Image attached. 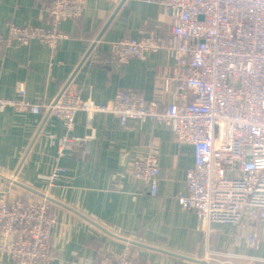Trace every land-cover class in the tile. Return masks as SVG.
<instances>
[{
	"label": "crops",
	"instance_id": "0c3cea01",
	"mask_svg": "<svg viewBox=\"0 0 264 264\" xmlns=\"http://www.w3.org/2000/svg\"><path fill=\"white\" fill-rule=\"evenodd\" d=\"M49 21L38 0H0V31L10 23ZM171 24L157 2L86 0L82 15L62 20L68 38L56 50L32 40L1 52L0 99L20 100V84L23 100L33 103L55 102L64 91L105 103L126 89L156 99L164 111L176 87L168 53L147 52L142 59L117 63L109 44L148 32L164 34ZM89 120L85 112L76 114L73 132L94 137L70 152L62 161L66 172L50 185L45 177L65 133L63 123L45 112L0 111V189L10 199L49 196L55 217L51 264H96L101 251H121L128 238L141 247L136 264H264V221L247 217L236 224L215 223L208 246L219 253L203 258L199 218L179 201L187 193L185 171L193 166V148L176 140L170 126L150 120L121 125L116 116L102 113H95L90 125ZM150 153L162 171L155 195L130 173L132 162ZM249 234L259 241L249 240ZM2 262L17 264L8 254Z\"/></svg>",
	"mask_w": 264,
	"mask_h": 264
},
{
	"label": "built area",
	"instance_id": "2783aa9c",
	"mask_svg": "<svg viewBox=\"0 0 264 264\" xmlns=\"http://www.w3.org/2000/svg\"><path fill=\"white\" fill-rule=\"evenodd\" d=\"M38 1L49 23L8 24L0 31V56L13 43L32 40L56 50L68 38L62 20L82 15L86 2ZM145 1L157 2L172 19L167 32L111 41L110 55L117 63H126L133 57L142 59L147 52L168 53L176 87L164 111L157 109L156 99L126 89L105 103L71 91H64L55 102L33 103L23 100V84L18 88L20 100L0 99V111L45 112L63 123L65 133L45 177L50 185L66 172L62 161L70 152L94 137L73 132L79 112L89 116V125L95 113H102L116 116L121 125L150 120L170 126L176 140L193 148V166L185 171L187 193L179 201L199 218L197 229L204 235L201 255L208 261L219 253L208 246L215 223L236 224L245 217L264 221V0ZM130 173L156 194L162 171L154 154L134 160ZM54 225L47 194L37 201L10 199L0 189V264L5 254L17 264H51ZM248 238L259 241L254 234ZM140 252V245L128 238L121 251H101L96 264H136Z\"/></svg>",
	"mask_w": 264,
	"mask_h": 264
},
{
	"label": "water",
	"instance_id": "95a60500",
	"mask_svg": "<svg viewBox=\"0 0 264 264\" xmlns=\"http://www.w3.org/2000/svg\"><path fill=\"white\" fill-rule=\"evenodd\" d=\"M208 264H221V263H217V262H210Z\"/></svg>",
	"mask_w": 264,
	"mask_h": 264
}]
</instances>
